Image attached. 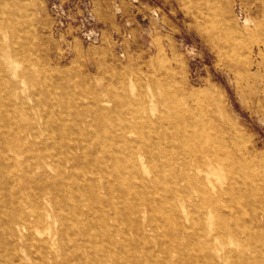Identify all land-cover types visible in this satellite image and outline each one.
<instances>
[{
    "label": "rangeland",
    "instance_id": "1",
    "mask_svg": "<svg viewBox=\"0 0 264 264\" xmlns=\"http://www.w3.org/2000/svg\"><path fill=\"white\" fill-rule=\"evenodd\" d=\"M54 251L264 264V0H0V264Z\"/></svg>",
    "mask_w": 264,
    "mask_h": 264
},
{
    "label": "bare ground",
    "instance_id": "2",
    "mask_svg": "<svg viewBox=\"0 0 264 264\" xmlns=\"http://www.w3.org/2000/svg\"><path fill=\"white\" fill-rule=\"evenodd\" d=\"M11 63V62H10ZM13 66V65H12ZM14 67V66H13ZM2 137V136H1ZM9 141V140H8ZM210 158H212V157H210ZM134 159V158H133ZM213 159H215V158H213ZM17 160V159H16ZM21 161V160H20ZM240 174V173H239ZM149 186V185H148ZM206 191V190H205ZM207 193V192H206ZM153 195V194H152ZM8 207V206H7ZM31 219H29V223L35 228V232L36 233H38V234H40L41 232H40V230L38 229V224L40 223V222H42V220H43V218H42V216L36 211V210H34V209H32V212H31ZM26 223V222H25ZM51 255H52V261H53V264H57V261H58V259H57V252L56 251H54L53 253H51Z\"/></svg>",
    "mask_w": 264,
    "mask_h": 264
}]
</instances>
